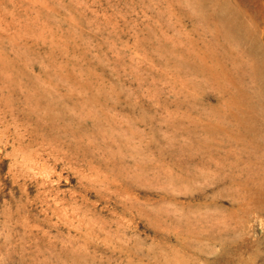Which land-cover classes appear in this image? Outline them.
Here are the masks:
<instances>
[{"label": "rangeland", "instance_id": "obj_1", "mask_svg": "<svg viewBox=\"0 0 264 264\" xmlns=\"http://www.w3.org/2000/svg\"><path fill=\"white\" fill-rule=\"evenodd\" d=\"M0 264H264V0H0Z\"/></svg>", "mask_w": 264, "mask_h": 264}]
</instances>
